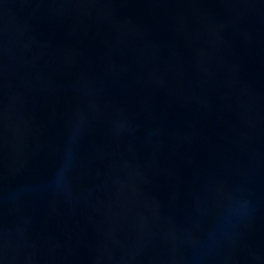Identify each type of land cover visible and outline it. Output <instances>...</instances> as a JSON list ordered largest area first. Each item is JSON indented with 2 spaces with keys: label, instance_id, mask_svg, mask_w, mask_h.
Masks as SVG:
<instances>
[{
  "label": "water",
  "instance_id": "1",
  "mask_svg": "<svg viewBox=\"0 0 264 264\" xmlns=\"http://www.w3.org/2000/svg\"><path fill=\"white\" fill-rule=\"evenodd\" d=\"M0 264H264V0H0Z\"/></svg>",
  "mask_w": 264,
  "mask_h": 264
}]
</instances>
